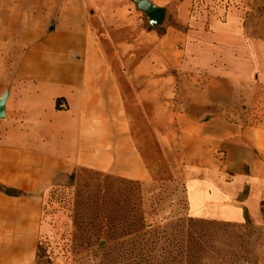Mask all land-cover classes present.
Wrapping results in <instances>:
<instances>
[{
	"label": "crops",
	"instance_id": "crops-1",
	"mask_svg": "<svg viewBox=\"0 0 264 264\" xmlns=\"http://www.w3.org/2000/svg\"><path fill=\"white\" fill-rule=\"evenodd\" d=\"M1 1L0 184L21 194L0 191V264H37L50 191L82 170L146 182L175 156L191 217L260 215L264 39L243 31L246 0H149L182 28L162 33L132 0Z\"/></svg>",
	"mask_w": 264,
	"mask_h": 264
},
{
	"label": "rangeland",
	"instance_id": "rangeland-1",
	"mask_svg": "<svg viewBox=\"0 0 264 264\" xmlns=\"http://www.w3.org/2000/svg\"><path fill=\"white\" fill-rule=\"evenodd\" d=\"M17 2L24 11L31 0ZM167 15L153 29L162 33L168 23L181 30ZM242 27L264 39V0H246ZM154 168L146 182L82 170L53 187L37 264H264V206L242 223L191 217L175 156Z\"/></svg>",
	"mask_w": 264,
	"mask_h": 264
},
{
	"label": "water",
	"instance_id": "water-1",
	"mask_svg": "<svg viewBox=\"0 0 264 264\" xmlns=\"http://www.w3.org/2000/svg\"><path fill=\"white\" fill-rule=\"evenodd\" d=\"M137 9L142 11L147 18L150 27L161 25L165 19L166 10L164 7H159L149 0H132ZM8 93L5 91L0 97V119L5 116V103Z\"/></svg>",
	"mask_w": 264,
	"mask_h": 264
},
{
	"label": "trees",
	"instance_id": "trees-1",
	"mask_svg": "<svg viewBox=\"0 0 264 264\" xmlns=\"http://www.w3.org/2000/svg\"><path fill=\"white\" fill-rule=\"evenodd\" d=\"M58 98L56 99V108H58ZM73 177V175H71V178ZM247 187H245V189L242 191V193L244 194L243 197H245V195L247 194ZM0 191H2L3 193L7 194V195H11V196H18L21 194V191L17 190V189H13V188H9V187H6L2 184H0ZM242 197V198H243ZM264 206V200L261 202V207ZM244 220L246 222L249 221V214H248V211L246 208H244Z\"/></svg>",
	"mask_w": 264,
	"mask_h": 264
}]
</instances>
